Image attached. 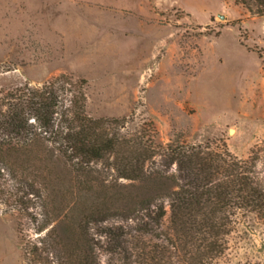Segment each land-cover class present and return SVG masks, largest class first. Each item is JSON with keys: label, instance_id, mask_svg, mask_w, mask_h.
I'll use <instances>...</instances> for the list:
<instances>
[{"label": "rangeland", "instance_id": "obj_1", "mask_svg": "<svg viewBox=\"0 0 264 264\" xmlns=\"http://www.w3.org/2000/svg\"><path fill=\"white\" fill-rule=\"evenodd\" d=\"M59 74L84 79L86 113L125 117L122 132L151 122L160 143L240 159L264 141V15L237 0H0V95ZM13 207L1 194L0 264H25L22 237L36 236ZM209 264H264L262 221L238 216Z\"/></svg>", "mask_w": 264, "mask_h": 264}, {"label": "trees", "instance_id": "obj_2", "mask_svg": "<svg viewBox=\"0 0 264 264\" xmlns=\"http://www.w3.org/2000/svg\"><path fill=\"white\" fill-rule=\"evenodd\" d=\"M237 2L264 15V0ZM84 84L59 74L0 95V195L36 234L22 237L25 264H209L238 216L264 224V141L240 159L209 142L160 143L151 122L122 132L125 117L86 113Z\"/></svg>", "mask_w": 264, "mask_h": 264}, {"label": "water", "instance_id": "obj_3", "mask_svg": "<svg viewBox=\"0 0 264 264\" xmlns=\"http://www.w3.org/2000/svg\"><path fill=\"white\" fill-rule=\"evenodd\" d=\"M218 17H219V18H223V16H222V15H218Z\"/></svg>", "mask_w": 264, "mask_h": 264}]
</instances>
